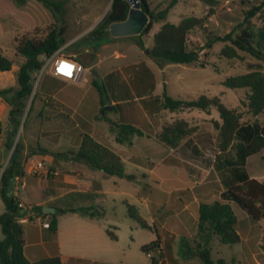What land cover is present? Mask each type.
Returning a JSON list of instances; mask_svg holds the SVG:
<instances>
[{"label":"rangeland","instance_id":"rangeland-1","mask_svg":"<svg viewBox=\"0 0 264 264\" xmlns=\"http://www.w3.org/2000/svg\"><path fill=\"white\" fill-rule=\"evenodd\" d=\"M54 1L62 3L59 17L62 19L65 43L58 49L59 53L81 64L89 81H104L106 73L111 71L118 74L117 80L112 78L113 82L125 83L129 72H125L124 68L144 63L153 67L157 63L151 60L147 52L152 47L153 34L164 22L154 23L152 19L154 14L167 6L168 0H144L148 11L152 13V18L149 19L152 25L147 34L121 37L109 35L89 45L76 44L103 19L112 0ZM248 12H254L248 21L252 29L264 31V0H179L168 11L165 22L176 24L186 16L204 20L201 26L191 30L187 36V48L195 50L197 62L190 65L170 63L159 66L164 72L155 70L158 81L156 91L162 92L165 83V91L173 99L196 100L200 96L218 98L226 108L237 111L241 115V121H248V91L228 89L222 82L228 77L248 72L264 73V63L237 49H234V57L221 55V50L230 46L227 42H216L205 47L212 37H223L228 33L233 36L237 33L245 25L244 19ZM54 25L56 22L51 12L36 0H26L21 7L13 5L4 8L0 3V53L13 59L16 65L20 57L15 55L13 40L22 36L41 37ZM200 62L203 68L199 67ZM36 73L38 71L33 72V75ZM59 87V82L45 71L37 81L32 79V94L25 103L22 115L17 116L20 126L13 144H17L21 150L25 143L28 150L35 149L41 154L52 153L53 162H67V152L75 151L79 143V132L72 131L77 130L75 126L78 124L93 122L98 94L89 84H84L83 87H66L61 95L71 91L72 97L82 102V107L77 106V103L73 104L77 116L69 118L61 113L67 112L60 109V106H55L57 109L53 110L50 105L38 117L39 100H51ZM137 87L138 92L142 93L141 86ZM157 98L160 96L150 93L147 99L151 102L148 106L150 111L155 113L153 115L152 112L148 120L145 118L148 122L145 129L149 133L148 139L144 140L141 147L130 150L133 156L143 159L141 162L145 163L144 166L128 162L123 165L124 171L134 175L136 179L127 181L89 168L93 186H101L103 193L87 203H82L81 200L73 202L71 198L64 199V203L71 206L72 203L83 207L99 206L104 210V216L98 222L110 225L117 236L115 244L118 251L113 258L114 264H147L149 259L140 251V247L155 240L156 236L160 239L161 264H203L199 247L207 249L214 262L222 259L225 264H264V218L254 222L242 211L235 209V230L240 241L232 245L219 243L210 231L205 234L197 232V204L213 201L223 189L218 180V134L214 126L220 120L215 109L211 108L208 113L196 109L169 112L158 108ZM105 113V116L113 117L112 112ZM8 115L7 110L0 114L1 147L5 134L12 128ZM178 121L186 122L188 129L195 130L189 137L182 139L177 148L157 143L156 141L160 142L157 135ZM83 127L85 129L84 125ZM187 141L191 143L187 144ZM193 142L198 143L199 147L192 146ZM234 152L231 148L226 157L234 158ZM41 161L47 162L46 159ZM4 166L3 163L2 168ZM144 168L147 169V174L142 178ZM246 169L251 178L264 183V159L261 155L247 158ZM52 179L49 177V180ZM201 184L203 189H197ZM56 195L55 193L52 197ZM53 207L62 205L57 203ZM131 214H136L151 229L140 228Z\"/></svg>","mask_w":264,"mask_h":264},{"label":"trees","instance_id":"trees-1","mask_svg":"<svg viewBox=\"0 0 264 264\" xmlns=\"http://www.w3.org/2000/svg\"><path fill=\"white\" fill-rule=\"evenodd\" d=\"M16 7H21L26 0H12ZM53 15L56 25L49 28L41 37L22 36L13 40L15 55L20 57L16 64L18 70L15 74L16 87L0 89V97L10 106L9 119L12 128L5 134L3 146L9 149L13 147V139L20 126V119L25 108V103L32 94L33 72L40 69L42 60L51 56L64 45V30L61 26L59 14L62 3L54 0H36ZM178 0H168L167 6L160 12L154 14L152 22H164L152 36V47L149 50V57L162 64L190 65L197 62L195 50L187 48V36L191 30L203 24L202 18L194 16L183 17L179 23L173 24L165 22L166 15L170 9L176 6ZM141 10L148 15L147 4L140 0ZM129 4L125 0H112L109 11L105 14L98 25L84 36L76 45H89L90 43L109 36V26L113 23L122 22L126 19L129 12ZM256 11L257 8H254ZM254 12H248L244 21L245 25L235 34H226L223 37H212L207 41L205 47H209L216 42L229 43L230 46L221 50V55L234 57L237 49L248 54L252 58L264 63V31L252 29L249 19ZM151 21L144 26L138 34H147L152 25ZM141 45V42L140 44ZM15 61L0 53V71H9ZM199 67L203 68L202 62ZM127 74L125 83L113 82V77L118 79V74L109 73L103 80L93 79L91 86L96 90L99 98L100 110L98 117H105L103 107L115 102L112 105V112L117 113L123 108L134 105L133 97L130 92L132 88L138 92L137 86H141L143 92L153 86V76L144 64L139 66H129L124 68ZM222 85L228 89H245L248 91L246 96L247 109L250 113L248 121H241V115L233 110L226 108L218 98H207L200 96L196 100L173 99L165 90L162 91L160 98L156 99L158 108L169 112H177L185 109H196L205 113L215 109L220 123H215L214 129L218 134V180L223 187L218 197L211 202H199L196 207L197 232L203 234L206 231L212 232L219 243L224 245L236 244L240 237L235 230L236 216L235 209H239L252 221L259 222L264 218V183L251 178L246 169L247 158L260 154L264 159V73L253 71L246 74L228 77L223 80ZM34 98V97H33ZM128 99V100H127ZM146 98L141 100L143 106L147 107L151 102ZM145 107V108H146ZM121 123L116 124L119 137L117 142L121 143L120 137L148 136V131H143L136 127V120H127L120 115ZM25 124V122L23 123ZM138 126V125H137ZM195 128H187L184 121L174 122L171 126L164 128L157 138L170 148H177L182 139L190 136ZM190 144V141L186 142ZM186 144V145H187ZM233 148L234 158H227L226 153ZM197 152V150H195ZM196 152H193L195 156ZM18 145L12 148V154L2 168L0 164V200L4 206L0 214V230L2 239L0 240V264H62L58 256L39 259L35 262H28L22 253L24 244L23 230L17 222L20 216V209L17 207L18 201L7 194L9 182L16 176L23 174V168L18 161ZM263 153V154H262ZM68 159L72 162L82 163L91 170L101 171L108 176H115L127 181H133L136 177L124 171L123 163L119 156L105 146L97 143L88 135H82L80 143L75 151L67 152ZM80 193H70L66 199L80 197ZM66 205V204H65ZM55 208L54 214H44L43 206H32L29 209V219L49 216L48 227L43 228V241H51L57 231V215L67 213L78 214L90 218H100L104 216L101 207L66 205L64 209ZM129 207V211H130ZM137 221L142 229H151L148 224L140 219L136 214L130 215ZM111 239L115 236L107 231ZM264 238V227L262 228ZM199 251V256L203 264H225L222 259L214 262L207 249ZM140 251L149 254L147 264H161L160 239H156L140 247ZM67 264H86L81 260L70 259Z\"/></svg>","mask_w":264,"mask_h":264},{"label":"crops","instance_id":"crops-1","mask_svg":"<svg viewBox=\"0 0 264 264\" xmlns=\"http://www.w3.org/2000/svg\"><path fill=\"white\" fill-rule=\"evenodd\" d=\"M0 3L4 8H9L13 5L15 6L12 0H5V2ZM144 65L153 76V86L151 89L148 88L145 93L142 91L140 94H137V92L131 88L130 92L133 97L132 101L135 103L134 105L127 106L123 108L122 111L117 113H113L112 110L108 111L113 113V117L105 116L102 118L98 117L100 110L98 98V103L95 105L96 115L93 117V122L90 124L87 122H84V124H78L75 126L77 130H71L72 132H79V143L82 135H88L97 143L105 146L117 154L123 165L125 162H128L141 167L144 166L145 163L141 162L143 159H141V157L133 156L132 151L130 152V150L134 149L135 147H141L144 144V140L148 138L146 135L141 137H120L121 143L117 142L119 134L116 124L121 123L120 115L125 116L127 120L138 121V126L136 125V127H139L143 131L145 128H147L146 123H148L145 121V118L148 120L149 115L153 111L151 112L148 106L147 110V108H145L146 106L144 107L141 104V100L145 98L148 99V97H150V93L153 96H161L162 94V92L159 93L156 91V85L158 81L155 74V70L159 71V73L164 72V69L161 70L159 67L161 64L157 62L153 67L148 66L147 63H144ZM17 70L18 66L12 65L9 71H0V89L16 87L15 74ZM45 72L57 80L60 84V87L53 95L51 100H39L40 107L37 116L40 117L42 115L46 106L50 107L51 105L52 109L56 110L57 108L55 106L58 105L60 106V109H64L67 112L61 113H64L69 118L76 117L77 112L73 104L77 103V106L81 105L80 107H82V102L76 101V99L72 97L71 91L64 93V95H61L60 93L66 87H83L84 84H89L90 87H92L89 79L86 77L87 74H85L79 83H71L53 77L49 74L48 70ZM109 73H111V71L106 73V75ZM164 84L165 83H163V90H165ZM114 104L115 102L111 100L110 104L106 106L112 107ZM6 110L9 114L10 106L3 98L0 97V114ZM152 114L155 115L154 112ZM83 125L85 126V129ZM143 132L146 134L145 131ZM156 142L162 143L158 141ZM191 145L199 147L198 143L196 142H193ZM2 148L3 146H0V152L2 151ZM19 152L18 161L20 166L23 168V174L21 175V182L23 183V186L16 190V181L12 179L9 182L7 194L9 197L16 199L26 207V210L23 209L20 211L19 216V224L23 230L24 244L22 253L24 258L30 263L42 258L58 256L62 264H67L68 260L70 259L81 260L86 264H114L113 258L116 256L118 251L115 244L117 236L112 232L110 225L100 224L98 222L100 218H90L73 213L58 215V217H56V235L51 241L46 242L43 241L42 238V224L45 222L48 223L50 217L46 216L44 218L37 217L33 220L29 219V209L32 206L54 208L53 205H57L58 203L59 205H62V207L57 208L64 209L66 206L65 204L67 203H64L63 200L66 199L67 195L70 193L81 194V196L75 198V201L73 202H78L81 200L80 202L87 203L88 200L97 199V197L103 193V190L101 186H93L94 182L91 179L92 174H90L88 171L89 168L82 163L72 162L68 158H66L67 162H53L52 153L47 152L45 154H41L35 149L28 150V146L25 143L23 144V148L21 150L19 149ZM11 154L12 150L9 152L6 158L5 165L7 164ZM41 159H46L47 162H42ZM39 161L43 163L44 169L38 175L29 173L28 167ZM146 174L147 169L144 168L142 178L146 176ZM49 177H52L53 179L49 180ZM200 187L203 189L202 184L197 186V189ZM55 193L57 194L56 197H52ZM72 205L73 207L80 206L73 203ZM185 209L186 208L183 209L184 212ZM3 210L4 206L0 200V214L3 212ZM107 231H110L115 236V239H111L107 235ZM207 232L208 231L205 233Z\"/></svg>","mask_w":264,"mask_h":264},{"label":"built area","instance_id":"built-area-1","mask_svg":"<svg viewBox=\"0 0 264 264\" xmlns=\"http://www.w3.org/2000/svg\"><path fill=\"white\" fill-rule=\"evenodd\" d=\"M62 65H67L68 67L61 71ZM46 70H48L49 74L53 77L71 83H79L86 74V70L84 67H82V65L77 63L75 60L60 54L59 50L42 60L41 67L39 70H37L38 73L34 74L32 79L37 81L40 75ZM43 169L44 166L41 161L36 162L28 167L29 173L34 175H38ZM13 179L16 181V190L23 186V183L21 182V176H16ZM17 207L20 209V211L23 209L26 210V207L21 202H18ZM19 221L20 218L18 217L17 222L19 223ZM42 226L43 228H47L48 223L45 222L42 224ZM150 255L151 253L147 254V257H150Z\"/></svg>","mask_w":264,"mask_h":264},{"label":"water","instance_id":"water-1","mask_svg":"<svg viewBox=\"0 0 264 264\" xmlns=\"http://www.w3.org/2000/svg\"><path fill=\"white\" fill-rule=\"evenodd\" d=\"M129 4V12L124 21L113 23L109 26V35L112 37H121V36H132L138 35L144 26L148 23L149 19L152 18V15H148L146 12L141 10L140 0H125ZM149 53V52H147ZM197 56V55H196ZM111 106L103 107V111H111ZM2 129L0 128V134ZM14 146V144H13ZM13 148V147H12ZM12 148L3 146L1 151V161L0 164L6 163V158ZM44 214H54L55 209L51 207H43Z\"/></svg>","mask_w":264,"mask_h":264},{"label":"snow or ice","instance_id":"snow-or-ice-1","mask_svg":"<svg viewBox=\"0 0 264 264\" xmlns=\"http://www.w3.org/2000/svg\"><path fill=\"white\" fill-rule=\"evenodd\" d=\"M68 66L67 65H62L61 66V71H63L65 68H67ZM70 74V73H69Z\"/></svg>","mask_w":264,"mask_h":264}]
</instances>
